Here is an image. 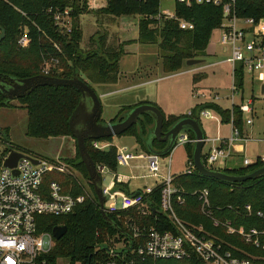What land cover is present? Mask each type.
<instances>
[{
  "label": "trees",
  "instance_id": "1",
  "mask_svg": "<svg viewBox=\"0 0 264 264\" xmlns=\"http://www.w3.org/2000/svg\"><path fill=\"white\" fill-rule=\"evenodd\" d=\"M52 7H71L73 9L74 28L71 35L61 34L55 27L53 18L47 14L48 9ZM176 10L180 19L194 23V30H182L176 20H156L155 17L159 13L158 1L139 3L135 0H108L107 8L94 13L114 18L140 15L138 41L143 44H159L162 52L163 71L172 74L186 66L188 60L205 59L208 56L213 33L224 20L223 9L212 5L189 8L177 4ZM238 11L241 17L254 18L259 22L264 19V0L240 1ZM88 12L86 0H0V27L5 30V38L0 43V75L18 79L41 76L44 57H47L46 54H53L55 52L54 44H58L64 51V56H61L59 64L63 71L55 73L53 78H78L92 88V85L116 84L119 80V62L125 53L124 47L127 43L108 46L106 32H99L91 40L95 48L88 51L82 50L83 31L80 17ZM142 16L153 18L144 19ZM25 28L29 32L31 43L27 49H21L18 40ZM245 75L243 65H237L234 82L240 92L244 90ZM196 78H200V76H195V81ZM19 100L28 113L27 136L35 139L69 136L76 141L72 134L70 121L81 103L80 92L70 87H39ZM6 102L5 97L0 93V107L10 106V103ZM135 107L137 106L122 108L111 122L123 120ZM205 109H210L221 117L222 124L233 123L234 127L242 134L244 115L238 106L235 105L232 109H223L217 104L200 105L193 109L192 118L199 120V112ZM163 116L164 132H168L179 120L184 118L182 116H166L164 113ZM101 121L100 118L99 122ZM154 125L153 117L145 114L140 118L139 124L134 125L119 137L126 135L134 137L140 150L147 154H150L147 143H150L152 148L157 151L165 150L168 146L167 143L160 142L155 138L150 141ZM187 133L192 139H195L192 132L187 131ZM4 135V138L0 140L10 143L8 132ZM112 140L113 138L99 140L89 138L86 140V149L95 165H105L112 170H117L115 148L107 151L93 148L94 141L111 142ZM187 146L189 162H192L195 144ZM76 148L78 159L71 164L84 172L91 194L84 203L78 205L68 215L58 217L41 215L38 217L40 232L52 234L57 226L68 228L66 235L61 240H54V247L41 257L40 260H46L47 264H58L61 259L69 261L70 264H101L109 259L108 249L111 245L107 243V240L113 239L115 242H121L131 238V233L116 215H108L109 220L102 216L99 199L88 169L82 161L77 141ZM202 158L205 162V156ZM263 167L264 163L257 161L248 167L222 171L231 175L244 176ZM53 181L58 182L66 194L85 195L83 187L71 176L49 173L45 176L44 186H49ZM174 187L178 190L177 196L185 198L184 204L174 200L175 212L181 220L189 225H204L211 234L217 235L225 247L237 257H246V255L233 247L255 255L262 254L261 251L245 244L239 236L229 235L223 228H213L212 222L202 214L195 192L202 189L210 191L215 218L230 221L234 227L239 229L260 228L261 220L256 214L248 216L244 208L251 205L255 212L259 210L264 212V176L241 184H227L205 178L195 171L190 175H179L174 182ZM117 189L126 193L130 192L128 186L124 185H118ZM160 194L161 189L158 188L152 204L156 210V217L152 215L139 223L141 225L145 223L149 227L161 230H171L173 225L167 216L157 210L161 200ZM135 259L136 264H200L199 258L195 255L182 261H141L138 258ZM257 263L264 264V260H258Z\"/></svg>",
  "mask_w": 264,
  "mask_h": 264
},
{
  "label": "built area",
  "instance_id": "2",
  "mask_svg": "<svg viewBox=\"0 0 264 264\" xmlns=\"http://www.w3.org/2000/svg\"><path fill=\"white\" fill-rule=\"evenodd\" d=\"M89 12H98L108 6V0H86ZM139 3L151 1L159 2V13L156 20H176L182 30H194V23L180 19L177 15L176 5L186 7L212 5L223 9V22L215 30L218 33V43L227 47L229 55L224 63L232 68L233 78L237 65H243L245 74L252 75V81L264 83V19L259 22L254 18L241 17L238 11V3L248 0H135ZM173 2L174 10L164 9L163 2ZM47 14L53 18L55 27L61 34L71 35L74 28L73 9L49 8ZM144 19L153 17L142 16ZM248 37L251 39L248 40ZM31 38L25 28L18 40L21 49L30 46ZM54 53L46 54L41 67V76L52 77L63 70L59 67L60 58L64 56L62 47L54 44ZM218 66V63L211 64ZM239 90L233 81L231 87V102L238 106L246 117L245 123L253 125L254 101L249 99L246 103L235 104V95ZM194 98L206 99L212 103L220 100L217 93H195ZM209 98V99H208ZM231 108V109H232ZM193 117V111L188 113ZM198 118L210 119L217 122V138H206V144L212 143L205 156L204 164L210 169L221 170V166L234 152V142L252 141V137L244 138L240 131L231 123V137L224 141L220 137L221 117L210 109L201 110ZM233 119V118H232ZM233 121V120H232ZM220 141L222 145L216 146ZM187 132H181L178 136L176 147L195 144ZM115 147V159L119 168L130 167L135 160H143L147 163V178L154 180L153 186L145 187L141 192L126 193L117 189L118 185L128 184L136 177L124 176L113 171L105 165H96L98 174L112 175L113 179L107 187H103V195L107 197L105 212L108 215H116L131 233V238L123 240L122 248L110 247L109 259L101 264H136V259L145 260H177L182 261L196 256L200 264H259L258 260H264V212L254 211L251 205L244 208L248 216L256 214L261 220L262 226L249 230L236 228L230 221H223L213 216L210 200V191L202 189L195 192L198 197L202 214L212 222L213 228H223L229 235L239 236L243 242L262 254L255 255L233 247L245 254L246 257H237L225 247L221 239L211 234L204 225H189L181 220L174 209V200L180 204L185 203L184 196H177L178 190L174 187L177 175L171 172L169 164L168 173L163 174L161 157L144 152H137L128 146H114L109 141H94L93 148L99 151H107ZM12 147L7 142L0 140V264H47L41 259L54 247L52 234L40 232L38 217L41 215L64 216L72 213L75 208L86 201V195L75 196L64 193L62 186L53 181L49 186H44L45 176L49 173L69 174L70 166L56 160L42 159L23 153L16 167L6 166L7 159L12 154ZM33 159L38 160L35 164ZM264 163V155L260 160ZM245 159L246 167L255 164ZM223 170V169H222ZM197 171L194 162H188L187 171L183 174H192ZM160 188V204L157 209L167 216L173 225L171 230H161L149 227L139 221L155 215L153 199L156 190ZM140 219V220H139ZM157 219V218H156ZM124 250H128L124 252ZM122 252V254H116Z\"/></svg>",
  "mask_w": 264,
  "mask_h": 264
},
{
  "label": "rangeland",
  "instance_id": "3",
  "mask_svg": "<svg viewBox=\"0 0 264 264\" xmlns=\"http://www.w3.org/2000/svg\"><path fill=\"white\" fill-rule=\"evenodd\" d=\"M162 7L164 9L174 10L173 2H163ZM140 15H129L122 16L120 18H114L104 14L98 15L97 13H87L80 17L81 28L83 31V38L81 42V48L84 51L91 50L95 48L93 45L92 37L97 36L99 32H106L108 36L107 45L117 46L121 42L131 41V43L126 46L124 56L120 61L119 75L120 78H128L125 83L128 82V86H133L145 81H151L157 78H172L170 80H161V83H155L153 85L147 86L145 88L131 90H121L108 96H102L103 93L119 90L125 85L111 86L106 89H101L98 86H94V90L98 94L102 104V116L101 119L103 123H110V121L120 112V110L125 106H139L140 104L136 101L140 96L145 95L148 92H156L160 103L164 111L170 109V106H177L178 113L186 114L189 107L193 106L201 100L200 98H194L193 96V78L195 76H200V78H208L200 86L202 88L208 89H220L221 99L216 101L224 109H231L232 102L230 99H223L222 97L227 96L230 91L231 81H232V68L230 65L225 64L224 61L229 55V50L227 47H223L218 43V33H213L210 45L208 48V56L204 59L203 64L194 66L197 72L186 73L193 67L184 66L176 74H167L163 71L162 67V52L159 44H143L138 41L139 33V22ZM251 38L248 37V40ZM210 53V55H209ZM203 59V58H198ZM213 63H218L219 65L210 66ZM216 66V67H215ZM245 86L244 90L239 94L235 95V104L239 105L243 101L246 103L249 99L254 101V125L248 126L245 123L244 131L245 136L253 137L255 139H264V83L258 81H252V75L246 73L245 75ZM200 82V81H199ZM113 85V86H112ZM227 88V90L225 89ZM209 99V98H208ZM206 100V99H205ZM81 123L84 119L91 113L92 105L86 107ZM246 119V117H245ZM201 124L203 129L210 135H216V121L210 119H201ZM27 126H28V113L23 103L17 99L10 102V106L0 107V139L4 138V133L8 132L9 142L12 149L23 152L25 154L42 158L48 160H60L65 164L70 166V173L66 176H71L75 179L80 186L83 187V193L90 197L89 182L81 169L75 168L71 162L78 159V152L76 148V141L69 136L64 138H69L67 140L62 139H35L27 136ZM225 126H227L225 124ZM80 123L75 125V128H80ZM229 127L224 130L227 131ZM74 140L72 143L69 140ZM114 146L125 145L130 149L139 150V145L134 137L129 135L123 137H115L112 140ZM250 150L264 151V141L253 142L249 141L247 143ZM136 146V147H135ZM188 146H177L175 150L166 158L161 157V165L163 168V174L168 173L169 164L171 162V172L175 175L183 174L187 171V161H188ZM207 149V146L205 147ZM251 157V151L248 153ZM142 164L141 162H138ZM137 162H134V165ZM229 167H233L235 164L239 167L242 162H229ZM118 174H129L127 168H121ZM145 170H135V174H145ZM113 179L112 175L102 176V186L105 188L109 185ZM144 183L153 184V180L145 179L138 182H133V185L138 186ZM123 241L115 242L112 240H107V243L111 247L122 248ZM58 264H70L67 260H59ZM80 264V263H77Z\"/></svg>",
  "mask_w": 264,
  "mask_h": 264
},
{
  "label": "water",
  "instance_id": "4",
  "mask_svg": "<svg viewBox=\"0 0 264 264\" xmlns=\"http://www.w3.org/2000/svg\"><path fill=\"white\" fill-rule=\"evenodd\" d=\"M4 38L5 30L0 27V43ZM204 62V59H192L188 60L186 65L192 67L203 64ZM10 79L14 81V85L9 88L7 81L0 77V93L6 98V103H10L15 99L23 98L39 87H70L81 93L82 100L71 118L70 126L72 134L76 138L82 161L88 169L91 181L98 196L100 212L106 220H109L108 214L105 212L107 197L103 195L102 177L98 174L96 165L86 149V140L89 138L99 140L119 137L129 131L134 125L139 124L140 118L145 114L152 116L155 121L150 141L155 138L160 142L168 144L165 150L157 151L152 148L150 143H147L150 154L157 155L159 157L171 154L176 148L179 134L181 132L190 131L194 134L196 140L193 162L197 172L201 176L227 184H241L264 176V167L244 176L231 175L223 172L222 170L208 168L204 164L202 158L203 149L206 145V134L202 124L197 119L183 118L179 120L168 132H164V116L161 110L152 104H143L131 110L123 120L115 123H103L99 122L102 116V104L100 97L94 88L78 78L63 79L36 76L27 79ZM90 103L92 105L91 113L84 119V122L81 123L82 116L87 109L86 107H88ZM78 123H80L81 127L77 129L75 128V125ZM23 157H26L23 153L12 150L10 158L6 161V166L10 168L16 167L18 161ZM33 162L37 164L38 160L33 159ZM67 231L68 228L66 226H57L52 232L53 239L61 240L66 235ZM108 251H110V248ZM126 251L128 250H124V252ZM116 254H122V252H116Z\"/></svg>",
  "mask_w": 264,
  "mask_h": 264
},
{
  "label": "crops",
  "instance_id": "5",
  "mask_svg": "<svg viewBox=\"0 0 264 264\" xmlns=\"http://www.w3.org/2000/svg\"><path fill=\"white\" fill-rule=\"evenodd\" d=\"M138 40H139V34H138ZM122 43H127V45H125V47H124V51L126 50V46H128L130 43H131V41H126V42H121V44ZM209 55H210V53H209ZM124 56V55H123ZM122 56V57H123ZM122 59V58H121ZM121 61V60H120ZM119 66H120V62H119ZM187 66V65H186ZM210 66H212V65H210ZM216 67V66H215ZM195 72H197V69L193 66L192 68H191V70H188L186 73H195ZM172 74H176V73H172ZM232 76H233V73H232ZM127 79L128 78H120V75H119V80H118V82L116 83V84H113L114 86H119V85H125V87H123V88H121V89H119V90H114V91H110V92H106V93H103L102 94V96H108L109 94H112V93H115V92H118V91H121V90H131L132 88H134V89H140V88H145V87H147V86H150V85H153V84H155V83H158V82H160L161 83V80H165V79H167V80H170V79H172V78H157V79H154V80H151V81H145V82H141V83H139V84H136V85H131V86H128V85H126V84H128V82L127 83H125V81H127ZM206 80H208V78H196V81L194 80V78H193V81H194V85H193V96H194V94L195 93H207V94H211V93H217V94H219V96H220V99H221V90L220 89H208V90H206V88H202L200 85L204 82V81H206ZM200 81V82H199ZM233 81H234V78L232 77V81H231V86H230V88L232 87V84H233ZM245 83H246V81H245ZM112 85V86H113ZM93 86V88H94V86H98L99 88H101V89H106L107 87H109V86H111V85H92ZM226 90H227V88H225ZM263 89V88H262ZM229 92H231V89H230V91ZM262 92H264V89H263V91ZM240 93V92H239ZM231 95H232V93L230 94H228L227 96H224V97H222L223 99H230L231 100ZM200 100H201V98H200ZM136 101H138L139 103H136V104H152V105H156L157 107H159L161 110H162V112L166 115V116H176V117H184V118H190V117H188V113L190 112V111H193V109H195L196 107H198V106H200V105H205V104H217V105H219L218 103H216V102H214V103H212V101H206V100H201V101H199L198 103H195L193 106H191V107H189V109H188V111L186 112V114L184 115V114H180V113H178V112H180V111H176V110H178V108H177V106H170V109L168 110L167 109V111H164V109H163V107H162V103H160V99H158V95L156 94V92L154 93V92H148V93H146L145 95H143V96H140L139 98H137L136 99ZM220 106V105H219ZM125 107H128V106H125ZM130 107V106H129ZM221 107V106H220ZM124 108V107H123ZM223 108V107H222ZM224 109V108H223ZM122 110V109H121ZM120 110V111H121ZM214 112V111H213ZM255 112V111H254ZM215 113V112H214ZM216 114V113H215ZM118 115V114H117ZM117 115L112 119V120H114L116 117H117ZM192 118V117H191ZM202 119V118H201ZM201 119H199V121H200V123H201ZM111 120V121H112ZM110 121V122H111ZM227 126H225V124H221L220 125V137H221V139H223L224 141H226V140H228L230 137H231V124H226ZM247 125V124H246ZM253 125H254V121H253ZM253 125H248V126H253ZM216 135L215 136H210L205 130V134H206V138H208V139H216L217 138V128H218V125L216 124ZM226 127H229L228 128V130L227 131H225L224 129L226 128ZM244 127H245V116H244ZM244 127H243V132H242V136L244 137V138H247L248 136H245V131H244ZM51 139V138H50ZM56 139H61V137L60 138H56ZM62 139H64V140H67V139H69V138H62ZM69 141H71V143L74 141L73 139L72 140H69ZM252 141L253 142H261V141H264V139H255V138H253L252 137ZM247 143H249V141H247V142H245V141H238V142H234L233 143V146H234V152L232 153V155L225 161V164L223 165V166H221V170L223 169V170H225V169H228V170H237V169H240V168H244V167H246L245 165H244V160L245 159H248V160H251L252 162H257L258 160H260V158H261V156L262 155H264V151H255V150H250L249 148L250 147H248V145H247ZM111 144H112V141H111ZM212 143H207L206 145H205V147L207 146V149H205V147H204V149H203V154L205 155V154H207V152L209 151V149L212 147ZM215 145L218 147V146H220V145H222V143L220 142V141H217V142H215ZM120 146H123V145H120ZM117 147V146H116ZM136 147V146H135ZM113 148H115V147H113ZM135 149V151H137V152H143L142 150H140V148H139V150H136V148H134ZM115 150H116V148H115ZM251 151V153H252V156L250 157L249 155H248V153ZM242 162V165L241 166H237L236 164L233 166V167H229L228 165V163L229 162H232V163H235V162ZM134 162H137V164H135L134 165ZM138 162H141L142 164H139ZM188 162H189V158H188V161H187V166H188ZM170 164H171V162H170ZM108 167V166H107ZM128 170H129V174L128 173H126V174H122V175H124V176H128V177H131V176H134V177H136L135 179H131V181H130V183H128V184H122V185H124V186H128V189H129V193L130 194H132V193H137V192H141L145 187H148V186H153L155 183H154V180L153 179H151V178H147L146 176H147V174H148V170H147V163L145 162V161H143V160H135V161H133L132 163H131V166L130 167H126ZM171 168H172V166H171ZM119 169H121V168H119V167H117V170H119ZM137 169H139V170H145L146 172H145V174H142V175H140V174H135V170H137ZM113 171H116V170H113ZM117 173H118V171H116ZM176 175V174H175ZM179 175H181V174H179ZM179 175H177V176H179ZM145 179H151V180H153V184H149V183H144V184H142V185H138V186H135V185H133V182H138V181H140V180H145Z\"/></svg>",
  "mask_w": 264,
  "mask_h": 264
},
{
  "label": "flooded vegetation",
  "instance_id": "6",
  "mask_svg": "<svg viewBox=\"0 0 264 264\" xmlns=\"http://www.w3.org/2000/svg\"><path fill=\"white\" fill-rule=\"evenodd\" d=\"M2 41H3V40H2ZM2 41H1V42H2ZM0 77L7 81V84H8V87H9V88H10V86H13V85H14V81L10 79L11 77L1 76V75H0ZM5 99H6V98H5ZM15 100H17V99H15Z\"/></svg>",
  "mask_w": 264,
  "mask_h": 264
}]
</instances>
